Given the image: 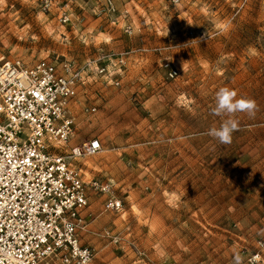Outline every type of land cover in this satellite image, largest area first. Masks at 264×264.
<instances>
[{
  "label": "rangeland",
  "instance_id": "374dc122",
  "mask_svg": "<svg viewBox=\"0 0 264 264\" xmlns=\"http://www.w3.org/2000/svg\"><path fill=\"white\" fill-rule=\"evenodd\" d=\"M113 1L108 15L104 0H52L49 10L0 0V57L95 60L120 76L102 86L92 73L84 103L111 105L79 114L84 129L106 132L86 158L104 165L95 176L122 202L119 211L101 204L108 221L93 235L91 263L248 264L264 240V0ZM126 51L121 67L108 58ZM221 87L258 106L254 118L236 114L228 145L206 134L223 119L211 113Z\"/></svg>",
  "mask_w": 264,
  "mask_h": 264
},
{
  "label": "built area",
  "instance_id": "2783aa9c",
  "mask_svg": "<svg viewBox=\"0 0 264 264\" xmlns=\"http://www.w3.org/2000/svg\"><path fill=\"white\" fill-rule=\"evenodd\" d=\"M41 1L45 10L52 6V0ZM103 6L108 15L117 11L113 0H104ZM58 20L68 23V12L60 11ZM124 32L131 34V26H124ZM128 53L108 58L121 67ZM109 67L95 60L76 65L42 58L28 64L0 57V264H91L94 250L80 239L92 221L90 213L84 214L87 191L105 196L104 210H121L109 182L84 180L72 163L100 153L98 138L67 154L61 151L74 134L67 110L77 88L92 73L119 85L111 80ZM162 67L168 78L177 76L169 60ZM95 110L86 107L84 112ZM247 261L264 264V240Z\"/></svg>",
  "mask_w": 264,
  "mask_h": 264
},
{
  "label": "crops",
  "instance_id": "0c3cea01",
  "mask_svg": "<svg viewBox=\"0 0 264 264\" xmlns=\"http://www.w3.org/2000/svg\"><path fill=\"white\" fill-rule=\"evenodd\" d=\"M112 65H113L112 63L109 64V66H110L109 68H112ZM114 73H113V75L111 74V80H113L112 77L115 80H118V78L120 76L116 74L117 72L114 71ZM89 79H91V78H89ZM89 79H87L84 84L80 85L77 88V95L70 102V105H69L68 110H67L68 114L74 119L75 126H74L73 136L69 139L66 146H63V152L65 154H67L69 152L71 147L79 145L82 142L89 140V139H92V138H98L102 145L105 143L104 139L106 138L105 137L106 132H100L99 135H95L94 132H92V131L89 132L88 130L84 129V124L81 125V121L79 120V118H80L79 114L80 113L83 114L84 109L86 107H91V106H87L84 103L85 98L92 97V95L86 97V94L88 92L86 84L88 83L87 81ZM95 79L100 80L99 84L102 86H108V85L113 84V82L109 81L107 78L102 77V76H96ZM102 88H105V87H102ZM102 90H106V89H102ZM105 94H107V93H105ZM93 98H94V96H93ZM109 103H111V101L105 100L103 97V99H96L93 103V106H95V104H98V105H100V107H102V109L105 110L107 107H109V105H111ZM115 136H112V139ZM75 161H78L79 164L82 165L80 170L82 173V178L86 181L91 180L93 178L97 179V177L95 176L96 175L95 172L98 171L99 169H102V170L104 169V165L95 164V163H93L92 160H89V158H86V157L80 158V159L75 160ZM75 161H73L72 163H74ZM105 167L109 168L107 165H105ZM87 196H88V205L84 210V214L90 213L92 215V221L90 222L88 228L85 231H82L80 233V239L84 245L90 246V244H92V242L94 241V239H93L94 233L96 231H98L99 229H101L105 223H107L108 217L105 215L103 217H100L101 215L98 213L99 212L98 210H100V208H102L101 204L104 205L105 196H104L103 203H102L101 198L95 199L93 197V195L91 194V191H87ZM84 238H86V241H87L86 243L84 242Z\"/></svg>",
  "mask_w": 264,
  "mask_h": 264
},
{
  "label": "clouds",
  "instance_id": "9594fccd",
  "mask_svg": "<svg viewBox=\"0 0 264 264\" xmlns=\"http://www.w3.org/2000/svg\"><path fill=\"white\" fill-rule=\"evenodd\" d=\"M237 97L235 90L221 87L215 94V106L211 113L217 117H222L219 127H211L207 135L217 140L222 145L232 142L233 134L239 130V121L236 114L244 113L249 118H254L258 111L257 103L254 99Z\"/></svg>",
  "mask_w": 264,
  "mask_h": 264
}]
</instances>
